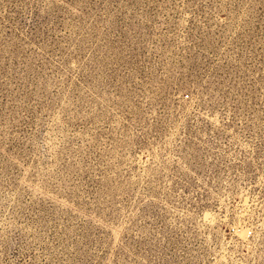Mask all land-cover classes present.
I'll return each instance as SVG.
<instances>
[{
  "label": "rangeland",
  "instance_id": "1",
  "mask_svg": "<svg viewBox=\"0 0 264 264\" xmlns=\"http://www.w3.org/2000/svg\"><path fill=\"white\" fill-rule=\"evenodd\" d=\"M0 264H264V0H0Z\"/></svg>",
  "mask_w": 264,
  "mask_h": 264
},
{
  "label": "built area",
  "instance_id": "2",
  "mask_svg": "<svg viewBox=\"0 0 264 264\" xmlns=\"http://www.w3.org/2000/svg\"><path fill=\"white\" fill-rule=\"evenodd\" d=\"M253 235V230L252 229H248L246 230L245 232H243V236H244V239L247 240L249 239L250 237H252ZM239 236V235H238Z\"/></svg>",
  "mask_w": 264,
  "mask_h": 264
}]
</instances>
